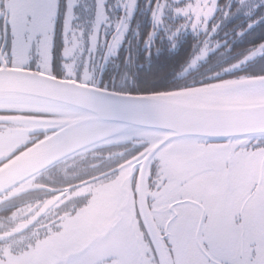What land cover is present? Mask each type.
<instances>
[{
	"label": "snow or ice",
	"instance_id": "6c2138e0",
	"mask_svg": "<svg viewBox=\"0 0 264 264\" xmlns=\"http://www.w3.org/2000/svg\"><path fill=\"white\" fill-rule=\"evenodd\" d=\"M0 264H264V0H0Z\"/></svg>",
	"mask_w": 264,
	"mask_h": 264
},
{
	"label": "flooded vegetation",
	"instance_id": "af4514ba",
	"mask_svg": "<svg viewBox=\"0 0 264 264\" xmlns=\"http://www.w3.org/2000/svg\"><path fill=\"white\" fill-rule=\"evenodd\" d=\"M137 47L135 40L133 39V49H135ZM140 59H143V56L141 54ZM162 60L165 59L164 57L161 58Z\"/></svg>",
	"mask_w": 264,
	"mask_h": 264
}]
</instances>
